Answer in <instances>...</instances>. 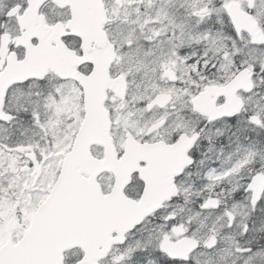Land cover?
Segmentation results:
<instances>
[{"label":"snow or ice","instance_id":"obj_1","mask_svg":"<svg viewBox=\"0 0 264 264\" xmlns=\"http://www.w3.org/2000/svg\"><path fill=\"white\" fill-rule=\"evenodd\" d=\"M0 264H264V0H0Z\"/></svg>","mask_w":264,"mask_h":264}]
</instances>
